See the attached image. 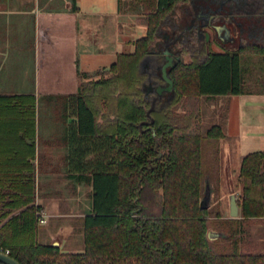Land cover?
<instances>
[{
  "label": "trees",
  "instance_id": "16d2710c",
  "mask_svg": "<svg viewBox=\"0 0 264 264\" xmlns=\"http://www.w3.org/2000/svg\"><path fill=\"white\" fill-rule=\"evenodd\" d=\"M185 1L119 0L120 8L129 5L139 14L146 34L134 51L117 54L109 76L93 78L101 72L78 69L77 92L57 95L69 171L92 186L83 252L38 240L37 96L34 89L0 92V247L22 264H264V245L248 249L237 236L246 223L264 220V150L241 159L240 217L227 221L231 243L221 250L209 238V207H201V198L213 169L210 153L225 131L212 124L203 132L199 109L202 95L251 93L242 60L252 54L264 61V44L213 51L205 41L203 59L193 53L190 61L179 58L169 67L174 87L167 97L146 92V83L164 77L162 70L149 76L142 63L173 48L164 36L157 38ZM68 116L76 120L68 122Z\"/></svg>",
  "mask_w": 264,
  "mask_h": 264
},
{
  "label": "crops",
  "instance_id": "0c3cea01",
  "mask_svg": "<svg viewBox=\"0 0 264 264\" xmlns=\"http://www.w3.org/2000/svg\"><path fill=\"white\" fill-rule=\"evenodd\" d=\"M186 2H179L178 7L183 9ZM231 3L232 1L229 0L226 5L231 6ZM201 7H204L202 11L211 9L205 2L201 4ZM176 11L178 12L177 9ZM133 13L139 16L137 12L126 9L125 6L120 8L119 0H76L74 8L72 0H0V70L12 53L22 57L24 65L26 64L14 78L15 82L6 86L29 88L26 91L16 92H28L34 89L37 99L42 94L64 95L77 92L81 83L77 73L78 69L90 71L82 67L79 50L81 45L85 46L86 50L88 49L83 38L88 37L94 40L95 18L101 19L105 16L108 22L103 21L101 24L111 25L109 28L104 26L105 31L103 30L102 36L104 44L98 50L109 48L108 39L111 38L113 42L115 41L112 48L117 59L119 52H126L123 48L126 35L124 25L127 17L131 20L128 21L132 25L130 27H136L138 34L143 36L147 32V26L133 22ZM232 14L234 11L226 16L231 17ZM220 17L221 15L218 14L216 18L220 19ZM109 30L112 33L110 36L107 35ZM131 44L135 47L133 41ZM90 47L93 51L95 50L92 44ZM67 50L70 52L69 66L73 67V91L65 89V85L61 86L60 83L55 82V79L49 78L48 72L52 70V74L59 78L63 77L62 74L65 75V68L60 67V64L64 61V54ZM31 62L34 63V69L31 68V70L35 71L36 67L38 71L39 65L40 75L36 71L35 75L29 73ZM44 69L47 71L45 76ZM41 88H43V93L39 94ZM51 88H57V91L52 92ZM228 104L230 107L221 117L222 121L218 123L223 125L225 131V136L220 139L219 146L225 152L226 158H233L237 161L234 163V172L238 174L241 159L245 154L264 150V92L234 94L228 99ZM58 118L63 120L62 114ZM73 120H76L75 116H68V122ZM40 140L41 138H39V143L37 142L36 163L39 166L43 164L44 167L50 168L48 172L43 173V176L49 180L48 182L51 181L48 179L50 176H59L64 172L66 178L75 184L85 183L73 177V172L69 171V159L67 158L69 147L64 126L57 133L45 134L42 145ZM53 167H60V171L63 172L58 170L53 172ZM50 185L59 186L57 181ZM77 195V192L71 195L67 192L59 193L58 190L57 193L56 190L52 192L45 190L43 195H37V204H40L41 209L49 215L46 222L40 223L43 227L38 232L39 239L44 240V243L60 246L63 252L84 251V243L81 244L79 241V231H83V218L90 210L92 201L87 209L78 211L77 207L79 208L83 201ZM70 217H76L74 222ZM51 218L54 223L49 228ZM47 224L48 227H46Z\"/></svg>",
  "mask_w": 264,
  "mask_h": 264
},
{
  "label": "rangeland",
  "instance_id": "374dc122",
  "mask_svg": "<svg viewBox=\"0 0 264 264\" xmlns=\"http://www.w3.org/2000/svg\"><path fill=\"white\" fill-rule=\"evenodd\" d=\"M252 3L245 8V10L252 12H259L260 8V0H251ZM200 2H204V0H200ZM183 9L181 7H178L176 11V14H170V23L167 22L165 25L164 30L167 32H170V30H175V27L177 29V23L179 21H184V17L186 15L184 14L185 5H183ZM126 9H130L129 5H125ZM182 9V10H181ZM181 10V12H180ZM198 11V10H197ZM196 11V12H197ZM233 11H236L235 8H233ZM261 12V10H260ZM189 14V13H188ZM187 14V15H188ZM234 14H242L241 12H236ZM256 14V13H255ZM263 16L262 14L257 13V17ZM239 17V15L237 16ZM243 17H246V15H243ZM133 22L142 24L147 26L144 21H141L140 17L133 13ZM188 18V17H187ZM221 18L218 19L219 21L216 22L219 25H222L225 20ZM243 20L244 18H238ZM103 21H107V17L103 16L101 19L95 18L94 23V40L91 38H83L84 43L87 44V50L85 49V46L81 45L79 50V55L82 61V67L84 69H89L90 73L93 74L97 70L100 71V75H95L93 78H99L101 75L109 76L111 72L109 71V67L116 59V54H114L113 50V44L114 42L112 39H108V46L109 48H103L102 50H98L100 47L103 46V33L105 31V28H109L111 25L109 23L101 24ZM128 21H131L129 17L126 18L125 22V29H126V35H125V47L123 48V51L126 52H132L134 51L135 47L132 46L131 41H136V37L139 38L141 34H138L136 27H130L132 26L131 23ZM173 21V22H171ZM100 22V23H99ZM264 22V21H263ZM124 23V22H123ZM180 23V22H179ZM105 26V28H104ZM123 28V27H122ZM195 29V28H192ZM104 30V31H103ZM227 30L230 32L229 36L231 37V40H225L224 43L223 40L219 39V35L217 33V30L213 27L209 26L206 28V31L210 33V45L211 49L213 51H225L227 47H235L236 45H239L241 43V39L239 38V27L236 26L235 23L228 24ZM264 29H262L263 31ZM226 31L223 33L225 34ZM241 32V28H240ZM260 33V31H258ZM109 34V35H108ZM261 34V33H260ZM107 35H112L111 31H107ZM138 35V36H137ZM107 36V37H108ZM185 38L183 41H180L179 44L176 45V49L178 51L182 52V57L185 61L191 60V54L196 53L200 59H203L205 57V52L199 51V48L201 46V43L203 42L202 38H198L196 34H194L193 31L186 33ZM245 37V36H244ZM136 38V39H135ZM217 38V39H216ZM219 40V41H217ZM244 40V39H243ZM91 44L93 45L94 51L91 49ZM178 46V47H177ZM84 49V50H83ZM87 51V52H85ZM102 52V53H100ZM69 50H67L64 54V61L61 62L60 67L65 68V75L63 77L59 78L58 76L55 77L52 74V70L49 71L50 77L55 79L57 84L65 85V89H72L73 87V67L69 66ZM250 57H245L242 60V68L244 71V82L246 85V88L248 90L252 91H261L264 90V61L261 60V57L259 55H249ZM166 62V60L163 57H154L150 56L147 57L144 60L143 68L147 69L146 66L149 67L150 73L154 75H159L160 69L162 68L163 64ZM30 71L29 73L32 75L36 72H38V75H40L39 65H38V71L31 70V68L34 69V63L31 62ZM26 65V64H25ZM22 57L16 56L13 53L9 56V59H6V63L2 70H0V92H16L20 90L26 91L29 88H21L17 86H6L11 85L13 82H15V77L18 75V72H21V68L25 67ZM106 65V66H105ZM93 69V70H92ZM34 71V72H33ZM47 73L46 69L43 70V74ZM78 77L81 79V77L78 75ZM79 81V79H78ZM54 83V81H52ZM4 84L3 86L1 84ZM66 83H69L66 85ZM6 86V87H5ZM38 90V89H37ZM42 94L43 88L40 89ZM39 91V90H38ZM52 92H56L57 88H51ZM50 95H54L55 97H47V95H40L37 99V142L40 144H43L45 134L47 133H57V131H61L64 123L62 119H59L58 117L62 113V100L57 99V95L52 93ZM234 94H213V95H202L200 97L199 102V109L201 114V124H202V131L205 132L208 127H210L212 124H218L221 120V117H223V114L226 112V110L230 107V104H228V99L233 96ZM183 105L178 106V110H183ZM222 127L223 125L220 124ZM224 129V127H223ZM52 136V135H51ZM61 153V152H59ZM42 155V153H41ZM45 153L43 152V157ZM227 157V156H226ZM225 152L221 150L220 146L217 150L211 151L209 156V163L212 165L213 169L211 172V177H207L205 179V185L206 182H208L209 186L207 191H211L212 193L208 199H206L207 205L209 207L208 209V218H209V231L212 232H219V235H216L212 233L211 240H215L217 242V245L219 249L221 250H228L231 243V238L228 237V233L232 232V228L230 227V223H227L228 220L232 218L231 216V190L233 189L235 193L239 192L241 190V186L239 184L238 180V174L234 172V163H237L233 158H226ZM37 159V158H36ZM229 162V163H228ZM64 168H62L63 170ZM50 170L49 167H44L43 164L37 165L36 163V171H37V195L41 196L43 195V191L49 190L50 192L55 191L57 193V190L59 193H66L73 195L77 192V196L83 201V203L79 204V208L77 207L78 211H84L88 208L89 203L92 201V186L85 183L75 184L73 181L66 178L65 173L63 171H60V167H53V172L56 170L59 172H63V174H60L59 176H50L48 179L51 181L48 182L47 178L43 176V173L48 172ZM235 173V174H234ZM40 178V179H39ZM58 182L59 186L53 187L50 185L51 183ZM49 184V185H48ZM51 186V187H50ZM207 187V186H206ZM62 190V191H61ZM206 191V192H207ZM208 193V192H207ZM238 193V195H239ZM37 202V201H36ZM92 206V205H91ZM45 212V211H44ZM48 219V214L45 212ZM240 217V214H239ZM72 222L76 219V217H70ZM80 218V217H79ZM83 218V217H82ZM84 220V218H83ZM38 228L37 232H39L40 228L43 226L40 225L41 222L38 220ZM49 225L47 224L46 227L49 226V228L54 223V220L51 218L49 220ZM82 229V228H81ZM240 240L242 241V245L248 249H252L254 246H262L264 245V220H254L249 223H246L244 225V231L242 233H239L237 235ZM79 241L80 243H84V228L83 231H79ZM38 240L41 242H44V240H40L38 236Z\"/></svg>",
  "mask_w": 264,
  "mask_h": 264
},
{
  "label": "flooded vegetation",
  "instance_id": "af4514ba",
  "mask_svg": "<svg viewBox=\"0 0 264 264\" xmlns=\"http://www.w3.org/2000/svg\"><path fill=\"white\" fill-rule=\"evenodd\" d=\"M230 1H232V3H231L232 5L227 6L226 4L229 2V0H204V2L207 3L208 7L211 8V9H207L206 11L205 10L202 11V9H204V7L203 8L201 7V4L203 2H200V0H189L187 2L185 1L186 5H185V9H184V14L186 15V17L183 18L184 21L183 20L179 21L180 23L176 22L177 23L176 25L178 26L177 29L175 27V30H173V31L170 30V32H167L164 30L162 36H158L157 39H160L161 37L163 38V36H164L166 39H168L169 42H173L174 43L173 48L170 50L174 53V55H176V56L178 55V56H180V58L183 59L182 52H180V51H178V49H176V45L179 44L180 41L184 40V38L186 37L185 36L186 33L193 31L194 34H196L199 39L200 38L203 39V42L201 43V46L199 48V51H201L200 49L204 45L205 41L210 42V39H211V38L207 39L206 28H208L209 26L214 28V25H219L218 23H216L219 21L216 18L219 14V15H221L220 19L223 18L225 20V18H226L227 21L223 23L226 27L228 24H232V23H235L236 26L239 27V36H240L239 38L241 39V43L239 45H246V44H252V43L264 44V30L262 31V29H264V22H263L264 21V13L260 12V10H259V12H252V13L245 10V8L252 3L251 0H230ZM262 3H263V0H260V5L258 8H261ZM196 4L199 5V6L197 5L199 8L198 11L196 8L197 6H195ZM178 6H179V3L176 6V8L174 9V12L171 14H173V15L175 14ZM233 8L236 9V11H234V13L235 12H241L242 14H232L231 17L226 16L229 13H232ZM257 13L258 14L260 13L263 16L257 17ZM238 15H239V17H237ZM243 15H246V17H243ZM169 18H170V16H169ZM169 18H168V22L170 23ZM238 18H244V19L241 20ZM171 22H173V21H171ZM192 28H195V29H192ZM240 28H241V32H240ZM258 31H260L261 34L258 33ZM221 32H222L221 34H224L223 33L224 31H221ZM226 33H227V30H226ZM228 33L230 34L229 31H228ZM231 37H233V35L229 36V40H231ZM219 39H221V38H219ZM217 41H219V40H217ZM165 49H169V48H165ZM165 49H163V55L161 57H163L165 60H167L166 55H165ZM203 52H204V50H203ZM155 54L153 53V55H151V56L158 58L157 55H159V53L156 52ZM143 63H144V61H143ZM143 63H142V66H144ZM146 67L148 68V70L145 68H144V70L148 71L149 76L152 75V73H150V71H149V67L148 66H146ZM160 70H162V68ZM166 85H167V82L165 79L162 82H159L156 79H151L148 83H146V92L150 93L154 90H157L158 92H160L158 89L159 86H166ZM169 92H171V91L163 89L160 93L163 94L165 97H167L169 95Z\"/></svg>",
  "mask_w": 264,
  "mask_h": 264
},
{
  "label": "water",
  "instance_id": "95a60500",
  "mask_svg": "<svg viewBox=\"0 0 264 264\" xmlns=\"http://www.w3.org/2000/svg\"><path fill=\"white\" fill-rule=\"evenodd\" d=\"M214 28L217 30V33L219 35V38H221L220 39L221 41L223 40V42H225V40L227 41L229 39V33L227 30V27L224 24L214 25ZM226 30H227V33L225 32V34H221L222 33L221 31H226ZM209 38H210V33L207 32V39H209ZM165 55H166L167 60L162 67V75H163L164 79L166 80L167 85L166 86H159L158 89L160 92L163 89H166L169 91L173 90L174 80L169 76L168 69L170 66L174 65L176 59L180 58V56L174 55V53L170 49H165ZM206 186H207V188H206V191H207L208 186H209L208 182H206ZM207 192L208 193H206L205 196H203L201 198V207H203V208L208 207L206 199H208L210 197L212 190L210 192L209 191H207ZM231 216L232 217H238L239 216V204L237 201V193H235L233 189L231 190ZM212 233H214L216 235L220 234L219 232L209 231L208 232L209 238H211ZM54 245H56V244H54ZM0 262L3 264H22L15 257H13L12 255L5 253L3 251H0Z\"/></svg>",
  "mask_w": 264,
  "mask_h": 264
},
{
  "label": "built area",
  "instance_id": "2783aa9c",
  "mask_svg": "<svg viewBox=\"0 0 264 264\" xmlns=\"http://www.w3.org/2000/svg\"><path fill=\"white\" fill-rule=\"evenodd\" d=\"M38 215H39V218H38L39 222L44 223L47 221V215L45 214L43 209L38 210ZM0 251H3V252L8 253V254L10 253V249H8V248L4 249V248L0 247Z\"/></svg>",
  "mask_w": 264,
  "mask_h": 264
}]
</instances>
